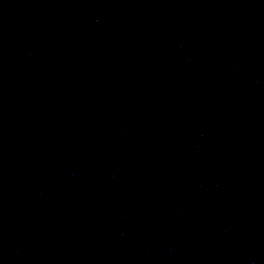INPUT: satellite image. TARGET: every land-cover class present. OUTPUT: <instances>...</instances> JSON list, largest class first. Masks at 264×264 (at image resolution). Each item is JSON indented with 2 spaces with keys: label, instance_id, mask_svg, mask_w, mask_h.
<instances>
[{
  "label": "water",
  "instance_id": "water-1",
  "mask_svg": "<svg viewBox=\"0 0 264 264\" xmlns=\"http://www.w3.org/2000/svg\"><path fill=\"white\" fill-rule=\"evenodd\" d=\"M0 264H264V0H0Z\"/></svg>",
  "mask_w": 264,
  "mask_h": 264
}]
</instances>
